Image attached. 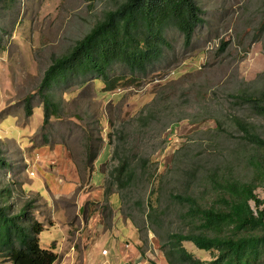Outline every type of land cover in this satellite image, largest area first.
<instances>
[{"label": "rangeland", "instance_id": "1", "mask_svg": "<svg viewBox=\"0 0 264 264\" xmlns=\"http://www.w3.org/2000/svg\"><path fill=\"white\" fill-rule=\"evenodd\" d=\"M123 1L0 5V204L14 215L29 204L28 215L45 227L41 248L55 254L93 239L85 227L90 217L108 227L116 217L120 237L107 234L92 248L99 263L115 255L114 240L138 242L124 221L140 228L152 264H168L162 247L168 235L191 227L188 203L177 197L190 194L209 206L211 173L251 180L247 160L254 155L264 163V153L237 124L251 123L264 139V119L235 98L264 91V0H195L204 23L188 46L170 30L172 48L164 58L133 83L131 73L116 66L112 75H128L111 92L92 77L84 85L81 78L66 80L52 91L58 113L46 119L39 92L50 66ZM123 165L128 173L116 182L112 173ZM106 186L114 193L106 194ZM255 194L264 209V186ZM148 199L156 207L151 219ZM183 245L198 259L213 257L191 242ZM0 264L13 263L0 251Z\"/></svg>", "mask_w": 264, "mask_h": 264}, {"label": "trees", "instance_id": "2", "mask_svg": "<svg viewBox=\"0 0 264 264\" xmlns=\"http://www.w3.org/2000/svg\"><path fill=\"white\" fill-rule=\"evenodd\" d=\"M5 1L0 0V5ZM201 16L195 0H124L114 10L105 12L81 40L54 60L45 74L39 93L46 119L58 113L52 95L55 86L75 78L84 79V85L88 82L86 77H92L98 86L104 87L105 93L111 92L128 75H112L116 66L129 71L132 81L128 83H133L135 75L138 79L139 74L146 75L170 51L172 45L167 38L170 30L180 33L188 46L196 27L204 23ZM1 47L0 41V50ZM235 98L238 104L249 106L253 114L264 119V91L242 93ZM237 124L255 151L264 153V139L252 124L241 119H237ZM247 165L254 171L251 180L227 173L220 176L211 173L206 177L215 195L209 206H203L190 194L177 197L182 204L188 203L186 215L191 227L187 233L168 235L162 246L168 264H264V209H260L262 201L255 194L260 185L264 186V163L252 155ZM114 171L112 175L119 182L120 173H128V168L123 165ZM105 192L113 193L110 186L105 187ZM147 205L151 219L156 207L149 199ZM9 209V205L0 204L1 253L13 264H54L58 255L41 248L39 235L45 227L28 215L30 205L16 215ZM133 225L141 232L136 223ZM184 242L211 252L213 257L208 261L196 258L186 250Z\"/></svg>", "mask_w": 264, "mask_h": 264}, {"label": "crops", "instance_id": "3", "mask_svg": "<svg viewBox=\"0 0 264 264\" xmlns=\"http://www.w3.org/2000/svg\"><path fill=\"white\" fill-rule=\"evenodd\" d=\"M114 217V216H113ZM99 217L93 216L90 217L89 220L85 223L86 230L91 229L93 239L87 240V239H81V242L79 237H77L78 243H81V248L77 251H74V249H71L72 251L65 252L64 255H62L63 248L59 249L58 259L54 264H152L148 257L150 256V253L143 252V240L140 238V236L137 233L138 242L136 245H133L131 243H121L118 240L115 241L116 246V253L113 257H110L109 259L104 260L102 263H99L97 260L98 252L94 253L92 248L99 246L100 241L102 239H108L107 234L113 235V237H117V239L122 234L120 232V229L118 228L119 222L117 221L116 217L113 218L112 224H110V228L108 225L102 220L98 219ZM96 219H98L96 221ZM125 226H130L133 231L136 229L130 224L129 222L126 223L122 221ZM107 227V229H105ZM135 229V230H134ZM64 232V231H63ZM132 235V234H131ZM66 241V235H63L62 242L64 243ZM90 241V242H89ZM84 242H89L86 246H84ZM57 244V243H56ZM61 245V244H60ZM128 245V247H126ZM74 248V246H72ZM103 251V250H102ZM62 255V256H61ZM103 255V254H102ZM110 255V252L108 251V255L105 257H108ZM61 256V258H59ZM104 256V255H103Z\"/></svg>", "mask_w": 264, "mask_h": 264}, {"label": "clouds", "instance_id": "4", "mask_svg": "<svg viewBox=\"0 0 264 264\" xmlns=\"http://www.w3.org/2000/svg\"><path fill=\"white\" fill-rule=\"evenodd\" d=\"M113 193H114V192H113ZM120 196H121V195H120ZM133 226H134V225H133ZM134 228H135V226H134ZM135 229H136V228H135ZM136 231H137V229H136ZM137 232H138V231H137ZM126 247H128V245H126ZM104 251H107V250H103V251H102V254H103L104 256H107V255H108V251H107L106 254L103 253Z\"/></svg>", "mask_w": 264, "mask_h": 264}, {"label": "built area", "instance_id": "5", "mask_svg": "<svg viewBox=\"0 0 264 264\" xmlns=\"http://www.w3.org/2000/svg\"><path fill=\"white\" fill-rule=\"evenodd\" d=\"M103 253H104V254H106V253H107V251H104Z\"/></svg>", "mask_w": 264, "mask_h": 264}]
</instances>
